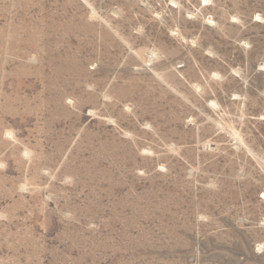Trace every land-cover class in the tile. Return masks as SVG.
<instances>
[{
  "label": "rangeland",
  "instance_id": "374dc122",
  "mask_svg": "<svg viewBox=\"0 0 264 264\" xmlns=\"http://www.w3.org/2000/svg\"><path fill=\"white\" fill-rule=\"evenodd\" d=\"M0 264H264V0H0Z\"/></svg>",
  "mask_w": 264,
  "mask_h": 264
}]
</instances>
